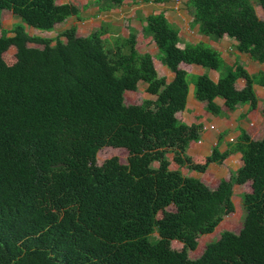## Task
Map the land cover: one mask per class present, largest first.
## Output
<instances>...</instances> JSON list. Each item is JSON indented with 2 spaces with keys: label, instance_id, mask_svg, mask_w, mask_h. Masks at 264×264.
Returning <instances> with one entry per match:
<instances>
[{
  "label": "trees",
  "instance_id": "16d2710c",
  "mask_svg": "<svg viewBox=\"0 0 264 264\" xmlns=\"http://www.w3.org/2000/svg\"><path fill=\"white\" fill-rule=\"evenodd\" d=\"M99 1L114 8L124 0ZM184 8L199 34L212 40L225 35L236 41V51L264 62V0H185ZM2 10L18 22L8 30L0 26V264H264V133L253 140L240 131L224 152L213 146L193 159L184 149L200 125L174 115L184 108L187 90L180 62L217 72L215 82L205 74L191 77L193 98L212 115H220L215 97L228 110L245 103L253 108L252 85L264 86V73L228 66L203 43L178 46L177 27L160 11L141 18V31L173 73L168 82L150 54L137 51L133 29L119 36L103 24L74 36L71 26L48 38L29 35L24 26L51 31L67 17L78 19L77 6L0 0ZM9 47L13 60L6 64L2 54ZM237 78L244 80L240 89L234 88ZM138 81L154 99L124 104L123 92L135 90ZM105 146L124 149L125 162L111 156L97 165L96 152ZM232 152L240 165L214 188L169 169L165 156L201 173ZM245 182L239 230L221 231L196 258L187 257L196 237L211 233L232 208V184Z\"/></svg>",
  "mask_w": 264,
  "mask_h": 264
},
{
  "label": "crops",
  "instance_id": "0c3cea01",
  "mask_svg": "<svg viewBox=\"0 0 264 264\" xmlns=\"http://www.w3.org/2000/svg\"><path fill=\"white\" fill-rule=\"evenodd\" d=\"M58 1L59 0H57V3H60ZM125 2H131V1L124 0L121 5H124ZM167 3L168 0L163 3L140 2L139 4H136V7L140 8V10L142 9L143 17L149 15L150 13L159 12V11L162 12V14L167 19V21L174 24L178 29V37H179L178 46L181 47L182 43L184 42L203 43L214 49L219 54V57L222 59V61L228 66L239 64L248 74H256L259 72L264 73V62L259 63L253 61L246 53L236 51L234 48V45L236 44L235 40L228 38L225 35H222L221 37L212 40L205 35L199 34L197 32V25L194 26L189 25L190 16L188 14H187L189 16L188 25L191 27L190 29L191 34H187L183 32L177 21L178 18H182L181 11L178 10L177 8H175V11H171L170 8L166 6ZM146 5H150V6L147 7ZM151 6H153L154 8H152ZM257 7L260 9L259 6ZM147 8L149 9L148 12H144ZM262 18H263V14L260 19ZM143 24L144 23L142 22V25ZM46 32H50V31H46ZM144 39H147V41H151L149 36H146ZM138 42H139L138 38L135 36V47L137 51L146 52L150 54L151 62L157 75L164 77L166 82L170 81L173 77V73L169 71L165 66L161 65L159 61L155 58L156 47L153 46L154 45L153 42L151 41V45L153 44L152 51L146 49L141 50L138 47L139 46ZM178 68H180L186 73L187 90L185 95L184 108L180 111L175 112L174 114L175 118L185 124L194 123L200 125L197 139L187 141L184 149L185 154L189 155L193 159H199L201 157L208 155L210 149L213 146H216L217 150L219 152H222L226 149L228 142L230 141L234 142L236 140L240 131H244L253 140L262 137L264 133V118L261 116V109L264 107V86L259 84L252 85V90L256 97V103L253 108L249 107V105L245 103V104L237 105L233 110H228L224 106L222 98L220 97L213 98V102L219 107L220 115H212L207 111H205L203 102L197 101L193 98L192 95L193 86L191 83V77L194 75L205 74L208 76L210 80L215 82L218 77L217 72L207 67H201L196 64H187L183 62H180L178 64ZM140 84L145 87V84L142 81H138L136 83V88H138ZM243 85H244V80L242 78H237L234 81L235 89H240L243 87ZM124 92H134V90H126ZM143 99H154V95L148 94L147 96H144ZM139 103L140 102L129 103V104H139ZM235 156L238 158L239 153L234 152L229 154L227 157H235Z\"/></svg>",
  "mask_w": 264,
  "mask_h": 264
},
{
  "label": "rangeland",
  "instance_id": "374dc122",
  "mask_svg": "<svg viewBox=\"0 0 264 264\" xmlns=\"http://www.w3.org/2000/svg\"><path fill=\"white\" fill-rule=\"evenodd\" d=\"M185 0H168L166 6L170 8L171 11H175V8L181 11L182 18H178V24L181 30L187 34H191V27L188 25V13L185 12L184 8ZM58 2H70L77 6L78 8V19L73 16L67 17L64 21L59 24L54 25L52 31H39L33 29L29 26H24L26 32L29 35H38L42 37H53L56 34L64 31L73 26L74 36H84L90 31L99 27V25H107L109 32L119 36H125L129 29L135 31V36L138 38L139 48L141 50L146 49L149 51L153 50L151 41L144 39L142 36L141 26L142 21V9L136 7V4L140 2H125L124 5L114 8H108L106 2L99 1L97 3L94 0H59ZM147 7L150 5H146ZM154 8L153 6H151ZM256 15L261 18L262 13L260 9L254 5ZM151 8V9H152ZM148 8L144 12H148ZM18 22V19L13 16L8 10H2L0 12V26L2 29L8 30L11 25ZM9 35V33L7 34ZM69 35L67 34L61 36L60 38L65 41ZM30 47L41 48V45L35 43H27ZM154 46V45H153ZM13 48H8L3 54L2 58L6 64H10L13 60L12 54ZM148 94L144 91V86L139 85L134 92H124L123 102L128 105L129 103H138L144 96ZM233 142H228L226 149L229 148ZM224 150V151H225ZM222 151V152H224ZM234 153V152H232ZM231 154V153H229ZM228 154V155H229ZM226 155L220 163H209L205 171L199 173L192 170H188L184 166H177L171 161V153H167L166 157L169 160V169H178L183 175L193 176L198 178L207 187L214 188L220 178L228 179L232 176L236 168L240 165L239 157H227ZM116 156L120 163L125 162L126 152L122 148H113L105 146L100 148L95 155V162L99 165L104 159ZM152 166H156L155 162H152ZM249 186L245 182L243 184L233 183L231 186L230 200L232 202V208L227 211L222 218L217 222L214 230L211 233L203 234L196 237V247L193 250H186V255L189 258H196L202 251L204 245L212 240L217 239L219 233L223 230H227L236 233L241 227L243 210L240 203V196L242 193L248 192ZM168 209H173L171 206ZM170 247L176 250L181 249V244L177 241H171Z\"/></svg>",
  "mask_w": 264,
  "mask_h": 264
}]
</instances>
